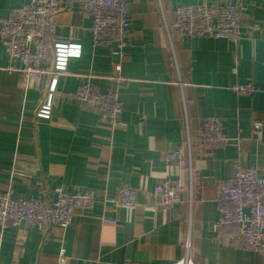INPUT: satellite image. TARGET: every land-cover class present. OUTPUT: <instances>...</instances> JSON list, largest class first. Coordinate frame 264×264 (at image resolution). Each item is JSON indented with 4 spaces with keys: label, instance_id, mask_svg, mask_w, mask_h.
Masks as SVG:
<instances>
[{
    "label": "crops",
    "instance_id": "obj_1",
    "mask_svg": "<svg viewBox=\"0 0 264 264\" xmlns=\"http://www.w3.org/2000/svg\"><path fill=\"white\" fill-rule=\"evenodd\" d=\"M29 0H0V19ZM230 3L240 6L237 44L221 38L179 35L173 28L180 6ZM131 43L118 73L115 47L93 46V17L81 0H65L58 15L50 62L58 74L28 84L10 71L0 41V191L14 172V197L51 199L56 187L73 193L95 191L94 209L66 227L46 231L24 224L0 225V264H172L185 256L190 239L197 264H264V254L237 246L234 232L216 229L220 182L237 165L264 177V0H128ZM168 26V27H167ZM68 43L66 59L57 57ZM91 75L101 93L117 90L120 125L82 107L75 94L82 76ZM121 75L126 82L118 79ZM253 82V95L237 94L235 84ZM49 112L39 116L43 107ZM219 117L238 143L200 147L203 121ZM191 141L190 172L168 165L164 155ZM180 179L188 191L183 202L153 206L155 186ZM127 187L145 204L134 210L116 206L117 191ZM113 201V202H112ZM116 220V225L103 223Z\"/></svg>",
    "mask_w": 264,
    "mask_h": 264
},
{
    "label": "built area",
    "instance_id": "obj_2",
    "mask_svg": "<svg viewBox=\"0 0 264 264\" xmlns=\"http://www.w3.org/2000/svg\"><path fill=\"white\" fill-rule=\"evenodd\" d=\"M65 0H29L21 7L13 8L8 16L0 19V41L7 49L10 71L20 73L27 86L34 81L48 79L54 83L58 74L53 70L50 58L55 56L54 39L58 28V15L63 10ZM83 12L93 17V46L115 47L113 55L119 56L115 63L118 73L122 70L125 49L131 43V23L129 21L128 0H81ZM243 9L234 4L216 3L186 5L174 10L172 28L182 36L212 37L227 39L237 44L246 34L241 30ZM168 27V26H167ZM73 45L57 53V57L70 56ZM91 75L82 76L76 91V98L83 106L98 111L101 122L110 128L120 125L122 103L117 90L101 93ZM118 79L126 80L118 75ZM232 90L237 94L253 95L257 87L253 82L235 84ZM45 108V109H44ZM39 116H47L44 106ZM264 130L260 121L253 123V132ZM227 135L226 125L219 117L205 119L198 132L200 147H221L238 143ZM192 147L189 137L185 144L167 152L163 160L168 165L189 168L190 197L192 203ZM17 175L13 172L4 190L0 191V225L3 228L24 224L27 227L46 231L53 226L66 228L75 217L90 213L96 204L97 193L84 191L73 193L63 187H56L54 196L45 200L40 197H14ZM188 188L180 179L166 178L154 191L155 204L169 207L183 202ZM113 202V201H112ZM116 206L135 209L138 206L133 191L120 189ZM219 217L216 229L221 232H234L233 242L240 247L249 248L264 254V177L255 169L237 165L233 177L220 182L217 198ZM103 223H113L103 218ZM64 250L59 255V263L65 264ZM128 264H152L132 261ZM172 264H197L194 260L190 239L185 244V256Z\"/></svg>",
    "mask_w": 264,
    "mask_h": 264
},
{
    "label": "bare ground",
    "instance_id": "obj_3",
    "mask_svg": "<svg viewBox=\"0 0 264 264\" xmlns=\"http://www.w3.org/2000/svg\"><path fill=\"white\" fill-rule=\"evenodd\" d=\"M93 24H94V22H93ZM92 27H93V26H92ZM91 30H92V29H91ZM92 35H93V33H92ZM93 39H94V37H93ZM79 102H80V104L82 105V107H84V106H83V103H82L80 100H79ZM84 108H86V107H84ZM112 129H115V128H112ZM163 181H164V180H163ZM163 181H161V182H163ZM161 182H159V183L155 186L154 191H155L156 187H157ZM120 189H129V188L124 187V186L120 187V188L118 189V191H117V196H116V199H117V200H118V198H119V190H120ZM129 190H131V189H129ZM131 191H133V190H131ZM154 191H153V206L159 208V207L155 204ZM133 193H134L135 198H136V201H137V203H138V206H137L135 209H137V208H139V207H145V206H146L145 204L140 203V202L137 200L136 193H135L134 191H133ZM120 207H123V206H120ZM123 208L128 209V208H126V207H123ZM129 210H134V209H129ZM112 220L115 221V224H113V223H105V224L116 225V224H117L116 220H114V219H112Z\"/></svg>",
    "mask_w": 264,
    "mask_h": 264
}]
</instances>
